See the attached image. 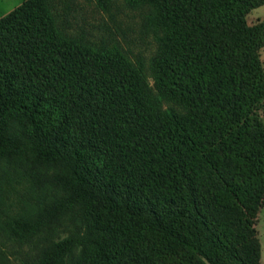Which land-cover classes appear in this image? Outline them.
Returning a JSON list of instances; mask_svg holds the SVG:
<instances>
[{
  "label": "trees",
  "instance_id": "16d2710c",
  "mask_svg": "<svg viewBox=\"0 0 264 264\" xmlns=\"http://www.w3.org/2000/svg\"><path fill=\"white\" fill-rule=\"evenodd\" d=\"M84 1L141 17L151 76L74 0L0 18V264H259L264 0Z\"/></svg>",
  "mask_w": 264,
  "mask_h": 264
},
{
  "label": "rangeland",
  "instance_id": "374dc122",
  "mask_svg": "<svg viewBox=\"0 0 264 264\" xmlns=\"http://www.w3.org/2000/svg\"><path fill=\"white\" fill-rule=\"evenodd\" d=\"M26 0H0V18L4 15L8 14L14 8L22 4ZM75 4H77L83 14V19L90 20L93 23H109L113 28H116V32L120 39L126 42V44L131 43L130 47L134 48V53L142 56L146 62V72L150 75V66L149 60L150 57L155 52L156 42L153 36L148 33L143 25L142 19L139 15H135L130 11H121L115 8L113 14L105 13L97 9L93 4L87 5L84 0H74ZM247 20L250 25H254L259 23L261 20H264V5L260 6L254 10H252L248 16ZM108 32V31H107ZM261 58L264 64V47L261 50ZM152 80V77L149 78ZM262 115L264 118V110L262 111ZM147 186L145 189H148ZM165 189L159 183L156 182L155 190L157 194H160V190ZM123 226H130L127 222L122 221ZM256 230H257V237L260 243V250H261V258L259 264H264V207H261L258 212L257 222H256ZM132 229H142L139 225L132 226ZM67 226L65 224L58 225L55 230L52 232H47L46 236H43L41 239L36 240V244H30L27 246L26 252L27 254H34L36 250H38L39 244L45 242L46 239H55L64 237L67 234ZM38 242V246L36 247ZM133 242V238L131 240V245ZM25 254V251H24ZM12 256V255H11ZM10 256V258H11ZM13 258V256H12ZM11 264H20L18 261H14ZM129 264V263H128Z\"/></svg>",
  "mask_w": 264,
  "mask_h": 264
},
{
  "label": "crops",
  "instance_id": "0c3cea01",
  "mask_svg": "<svg viewBox=\"0 0 264 264\" xmlns=\"http://www.w3.org/2000/svg\"><path fill=\"white\" fill-rule=\"evenodd\" d=\"M263 6V5H262ZM256 9V8H255ZM254 10V9H253Z\"/></svg>",
  "mask_w": 264,
  "mask_h": 264
}]
</instances>
